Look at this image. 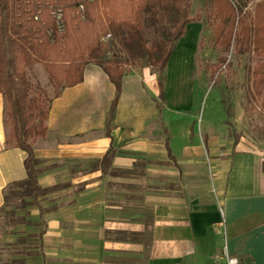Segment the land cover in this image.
Segmentation results:
<instances>
[{
	"label": "crops",
	"instance_id": "0c3cea01",
	"mask_svg": "<svg viewBox=\"0 0 264 264\" xmlns=\"http://www.w3.org/2000/svg\"><path fill=\"white\" fill-rule=\"evenodd\" d=\"M114 95L87 63L82 81L52 99L32 145L41 220L38 206L23 208L43 233L22 257L18 228L0 234L12 256L0 264H214L224 241L243 264H264L261 151L214 125L195 127V112L176 110L180 98L152 67L122 77L110 117ZM3 107L0 93V208L6 186L25 176L24 152L4 144Z\"/></svg>",
	"mask_w": 264,
	"mask_h": 264
},
{
	"label": "trees",
	"instance_id": "16d2710c",
	"mask_svg": "<svg viewBox=\"0 0 264 264\" xmlns=\"http://www.w3.org/2000/svg\"><path fill=\"white\" fill-rule=\"evenodd\" d=\"M136 1L132 15L121 17L114 10L103 12L110 6V0H61L65 32L61 35L48 13L52 0H0L4 144L17 147L25 154L24 178L8 184L3 192L0 212L6 216H12L13 211L7 208L18 198L19 207L38 206L41 220L43 209L37 198L45 189L37 183L32 145L46 133L45 122L52 99L58 97L64 87L82 81L87 63L99 66L114 85L110 117L121 91L122 77L132 68L156 69L158 84L162 87L163 70L174 44L184 35L190 22L192 0ZM248 1L237 0L235 7L228 0L218 1L219 6L213 11L218 24L214 39L225 45L232 39L242 51H253L260 56L264 54V0L257 3L253 11L245 9ZM80 3L84 8L83 18L71 15ZM145 29L151 30V38L147 37ZM107 33L109 38L102 39ZM38 62L42 63L52 88L51 96L44 89L31 92L27 69ZM250 75V96L264 100V62L259 61ZM103 161H109V153ZM13 218V225L20 223ZM32 224L37 226L41 222ZM42 233L43 229L39 228L37 240ZM32 247L22 245L14 252L21 257L28 256ZM16 261L22 263L24 258Z\"/></svg>",
	"mask_w": 264,
	"mask_h": 264
},
{
	"label": "rangeland",
	"instance_id": "374dc122",
	"mask_svg": "<svg viewBox=\"0 0 264 264\" xmlns=\"http://www.w3.org/2000/svg\"><path fill=\"white\" fill-rule=\"evenodd\" d=\"M218 1L221 0H192L190 22L184 35L174 44L169 58L177 63L176 71L173 74L171 67L166 66L163 82L165 77L169 94L180 98L181 107L176 108L179 113L184 112L183 108L195 112V127L214 125L217 129L227 130L230 139L243 140L264 155V100L250 96V71L259 61L264 62V54L259 56L253 51H242L232 39L228 45L215 41L218 24L213 11L219 6ZM261 1L249 0L245 9L253 11ZM136 3V0H110V6L101 9L103 12L114 10L121 17L131 16ZM71 15L74 16V12ZM145 33L152 37L150 29H145ZM135 69L138 68L131 70ZM27 75L31 92L44 89L47 95H52L42 63L29 67ZM19 206L17 198L7 208V211H13V219L20 222L16 225L11 222V215L0 212V234L18 228L19 236L24 239L23 246L32 245L34 241L36 244L38 227ZM10 251V247L0 244L3 261L12 258L8 256Z\"/></svg>",
	"mask_w": 264,
	"mask_h": 264
},
{
	"label": "built area",
	"instance_id": "2783aa9c",
	"mask_svg": "<svg viewBox=\"0 0 264 264\" xmlns=\"http://www.w3.org/2000/svg\"><path fill=\"white\" fill-rule=\"evenodd\" d=\"M228 1L234 7L237 4V0H228ZM48 10L57 31L60 34L64 33V24H63L64 8L63 5L61 4V0H52V2L48 4ZM83 12H84V8L83 5L80 3L76 6V11L74 14L79 16V18H83ZM34 18L37 19V15ZM107 38H109V34H106L103 37L104 40H106ZM219 212L221 216L219 225L224 232L225 219L221 207H219ZM213 260H214V264H243V262L237 256L230 254V252L227 249L225 241L222 244L220 250L213 255Z\"/></svg>",
	"mask_w": 264,
	"mask_h": 264
}]
</instances>
